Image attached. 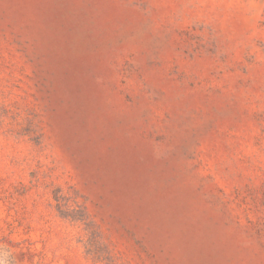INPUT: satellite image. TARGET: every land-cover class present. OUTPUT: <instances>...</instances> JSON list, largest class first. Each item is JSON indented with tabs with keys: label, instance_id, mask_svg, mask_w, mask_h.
I'll return each mask as SVG.
<instances>
[{
	"label": "rangeland",
	"instance_id": "rangeland-1",
	"mask_svg": "<svg viewBox=\"0 0 264 264\" xmlns=\"http://www.w3.org/2000/svg\"><path fill=\"white\" fill-rule=\"evenodd\" d=\"M0 264H264V0H0Z\"/></svg>",
	"mask_w": 264,
	"mask_h": 264
}]
</instances>
